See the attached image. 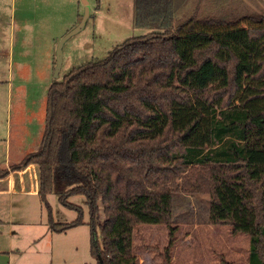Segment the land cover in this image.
Listing matches in <instances>:
<instances>
[{"label": "trees", "instance_id": "16d2710c", "mask_svg": "<svg viewBox=\"0 0 264 264\" xmlns=\"http://www.w3.org/2000/svg\"><path fill=\"white\" fill-rule=\"evenodd\" d=\"M175 13L176 0H135V25L151 31L55 80L39 149L0 178L37 165L49 229L88 225L98 264H139L141 224L168 226L152 248L172 264L177 192L209 194L210 222L248 234L249 263L264 264V14ZM53 192L75 220L55 219Z\"/></svg>", "mask_w": 264, "mask_h": 264}, {"label": "rangeland", "instance_id": "374dc122", "mask_svg": "<svg viewBox=\"0 0 264 264\" xmlns=\"http://www.w3.org/2000/svg\"><path fill=\"white\" fill-rule=\"evenodd\" d=\"M87 8L90 12L85 24L64 43L63 66L56 77L59 42L81 25ZM258 14H264V0H176L175 23L191 17L233 19ZM134 22L135 0H0V170L21 163L23 157L39 149L52 83L74 68L105 59L128 38L151 31ZM7 177L12 179L0 181V193L8 194L10 182L26 192L5 195L1 217L16 222L12 228L20 230L23 240L27 231L37 227L19 220L43 219L44 226L49 220L39 194V169L33 164ZM48 200L57 221L70 222L78 217L77 211L62 205L57 192L51 193ZM70 201L85 206L82 196L71 197ZM85 211L87 221L86 206ZM173 223L178 228V241L172 249V264H224L222 256L234 264H250V236L233 233L229 224L210 222L209 194L177 192ZM1 232L5 235L7 228L0 226ZM90 234V227L84 224L55 235L61 240L59 249L54 244V253L45 255V263H36L98 264L91 253ZM134 241L139 264H166L152 247L160 252L166 248L167 225L141 224L135 229Z\"/></svg>", "mask_w": 264, "mask_h": 264}, {"label": "crops", "instance_id": "0c3cea01", "mask_svg": "<svg viewBox=\"0 0 264 264\" xmlns=\"http://www.w3.org/2000/svg\"><path fill=\"white\" fill-rule=\"evenodd\" d=\"M25 157H23V159ZM12 165L13 164H11L9 168ZM14 172L15 171H11V173L8 176L12 177V174ZM9 179L12 178H8V177L0 178V181H7ZM8 185H9L8 194L0 193V226L7 228V232L5 235L3 232H1L0 234L1 235L0 240L2 241L1 242L2 245L0 244L2 246L0 247V264H37L36 263L37 261H43L45 263L46 261L45 255L47 254L52 255L54 253V244L58 246V249L60 247L61 240L55 235L60 236L62 234H66L71 229L64 233H56L49 229L48 223L46 224L48 227L44 226L43 219H41L40 221L38 220L35 221L32 218L28 220H19L21 224L27 222L28 225L37 227V229L34 228L31 231H27V235H25L26 238L21 240L22 235L20 234V230H14L12 228L14 227L13 225L16 222L11 217L9 219H6L3 216L1 217V213L5 209V202H6L5 195L11 196L14 193L26 192V189L18 188L14 184V182H10ZM40 226L44 227L42 231L38 229ZM35 254L36 256L39 255L38 258L33 256Z\"/></svg>", "mask_w": 264, "mask_h": 264}, {"label": "water", "instance_id": "95a60500", "mask_svg": "<svg viewBox=\"0 0 264 264\" xmlns=\"http://www.w3.org/2000/svg\"><path fill=\"white\" fill-rule=\"evenodd\" d=\"M87 1V0H84ZM90 12V10L87 8V13L86 16L83 18L81 25L79 27H77L76 29H74L73 31L69 32L65 37L62 38V40L59 42L58 48H57V65H56V69H55V74L56 77L59 76V73L62 69L63 66V46L65 41L73 34L77 33L83 26V24H85V21L88 18V13Z\"/></svg>", "mask_w": 264, "mask_h": 264}]
</instances>
